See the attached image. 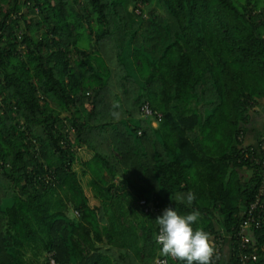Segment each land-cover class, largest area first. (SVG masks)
I'll use <instances>...</instances> for the list:
<instances>
[{
    "label": "trees",
    "instance_id": "16d2710c",
    "mask_svg": "<svg viewBox=\"0 0 264 264\" xmlns=\"http://www.w3.org/2000/svg\"><path fill=\"white\" fill-rule=\"evenodd\" d=\"M260 111L264 0H0V264H178L166 208L241 264ZM243 252L264 264V220Z\"/></svg>",
    "mask_w": 264,
    "mask_h": 264
},
{
    "label": "clouds",
    "instance_id": "9594fccd",
    "mask_svg": "<svg viewBox=\"0 0 264 264\" xmlns=\"http://www.w3.org/2000/svg\"><path fill=\"white\" fill-rule=\"evenodd\" d=\"M195 200V194L189 192L187 203L191 205ZM199 221L198 211L182 215L172 208H166L155 220L160 254L174 258L178 264H216L218 257H215L210 236L198 226Z\"/></svg>",
    "mask_w": 264,
    "mask_h": 264
},
{
    "label": "built area",
    "instance_id": "2783aa9c",
    "mask_svg": "<svg viewBox=\"0 0 264 264\" xmlns=\"http://www.w3.org/2000/svg\"><path fill=\"white\" fill-rule=\"evenodd\" d=\"M253 151H254L253 148L249 149L250 153H252ZM259 154L261 156V162L260 160H257L256 163L257 164L261 163L264 166V137H262L261 139V143L259 146ZM263 197H264V190L260 189L255 199V202L247 210V217L245 223L232 236L233 239L235 240V244H237V247L235 249L239 252L238 256L240 258L241 264L247 263V261L250 259L254 261L256 258L254 254H252L251 256L243 255L244 253L243 251H246L248 245L250 244V234L252 229L260 228V225L264 220V207L262 205ZM138 206L144 214H159V210L155 208L152 203H149L145 200H141L138 203ZM224 237L225 236H218L212 242V246L215 249V257H218L216 262L221 257ZM168 259H171L173 261L175 260L174 258L171 257H168ZM50 264H56V263L53 260H51ZM154 264H167V259L165 258L156 259Z\"/></svg>",
    "mask_w": 264,
    "mask_h": 264
},
{
    "label": "crops",
    "instance_id": "0c3cea01",
    "mask_svg": "<svg viewBox=\"0 0 264 264\" xmlns=\"http://www.w3.org/2000/svg\"><path fill=\"white\" fill-rule=\"evenodd\" d=\"M260 113H261V116L264 117V112L260 111L259 114H260ZM254 119H256L255 116H253V120H251V124H250V127H249L248 135H247V137H246V139H245L246 144H251V143H254V142L256 141V140H254V139H256V138H255L256 132H254V128H255L254 126H255L256 122H255ZM263 123H264V122H263ZM261 129H263L262 126H261V127H258L259 133H257V135L260 134V133L262 132ZM258 130H257V131H258ZM256 137H257V136H256ZM226 250H227V249H226Z\"/></svg>",
    "mask_w": 264,
    "mask_h": 264
},
{
    "label": "rangeland",
    "instance_id": "374dc122",
    "mask_svg": "<svg viewBox=\"0 0 264 264\" xmlns=\"http://www.w3.org/2000/svg\"><path fill=\"white\" fill-rule=\"evenodd\" d=\"M234 1H239V0H234ZM28 12H29L28 15H31L32 12H30V11H28ZM24 13H26V11H24ZM66 116H68V114L63 115V117H66ZM249 176H250L249 173H247L246 174V177L248 178ZM126 198L129 200V197H126ZM133 202H134V199L132 198V200H130L129 207H133L134 213H135L134 215L135 216H138L141 220H145V218H146L145 215L140 212V210H139V208L137 206L135 207L133 205ZM40 262L42 263V262H44V260L43 259H40Z\"/></svg>",
    "mask_w": 264,
    "mask_h": 264
}]
</instances>
